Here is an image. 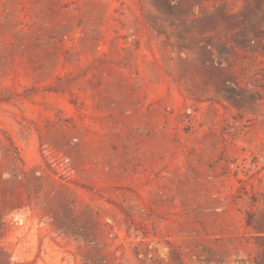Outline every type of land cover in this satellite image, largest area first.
<instances>
[{"label": "rangeland", "instance_id": "rangeland-1", "mask_svg": "<svg viewBox=\"0 0 264 264\" xmlns=\"http://www.w3.org/2000/svg\"><path fill=\"white\" fill-rule=\"evenodd\" d=\"M0 264H264V0H0Z\"/></svg>", "mask_w": 264, "mask_h": 264}]
</instances>
